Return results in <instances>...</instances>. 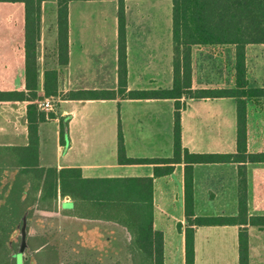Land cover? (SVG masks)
I'll list each match as a JSON object with an SVG mask.
<instances>
[{
  "label": "crops",
  "instance_id": "obj_1",
  "mask_svg": "<svg viewBox=\"0 0 264 264\" xmlns=\"http://www.w3.org/2000/svg\"><path fill=\"white\" fill-rule=\"evenodd\" d=\"M130 1L126 0L128 90L172 88L173 15L171 21L153 16L146 0L138 1L140 13L133 12ZM110 3L114 16L105 9ZM58 8V0H44L40 19L35 15L27 22L24 2H0V91L12 93L0 98V150L14 160L4 183L13 181L21 166L30 143L29 105L36 103L39 111L55 114L39 123L40 166L80 168L86 178L153 177L154 225L164 232L165 264H186V235L178 228L179 223L187 224L186 162L127 163L119 154L121 131L127 157H173L176 100L129 98L118 91L117 0H70L67 50L61 49ZM192 56L194 88L236 85L234 44H197ZM246 65L249 87L264 88V42L247 45ZM47 99L53 103L51 110L39 106ZM182 101L184 148L195 153L237 152V98L183 96ZM247 108L248 152L264 153V95L249 96ZM61 118L68 124L64 140ZM169 165L173 170L166 172ZM245 165L247 223L198 226L195 264H240L242 228L248 233L249 264H264V225L251 220L264 216V160ZM239 166L194 164L197 216L239 214ZM94 212L59 189L53 202L35 207L27 220L28 246L34 241L40 249L52 248L56 258L44 264L129 262L125 249L132 236L127 227Z\"/></svg>",
  "mask_w": 264,
  "mask_h": 264
},
{
  "label": "trees",
  "instance_id": "obj_2",
  "mask_svg": "<svg viewBox=\"0 0 264 264\" xmlns=\"http://www.w3.org/2000/svg\"><path fill=\"white\" fill-rule=\"evenodd\" d=\"M44 0H0V2H24L27 22L31 16L40 19ZM69 1L58 0V20L61 49L67 50L65 39L69 35ZM118 1L119 18V92L129 98H174L176 101L174 127V156L164 159L130 158L126 155L123 135H119L120 160L127 163L186 162L185 211L187 224L178 228L186 235V264H195V233L198 226L235 225L247 223V168L248 161L264 160V153L248 152L247 98L264 95V88H251L247 79L246 47L249 43L264 42V0H172L174 34V84L172 88L128 90L126 0ZM197 44H234L236 46V85L221 88L193 87V46ZM12 93L0 91V98ZM110 94H115L111 92ZM66 97L73 96L66 94ZM100 96V95H98ZM188 98H237L238 133L236 153H195L182 143V110ZM99 98V97H97ZM47 115L38 105H29L30 143L24 148L25 159L13 181L4 183L5 171L13 158L0 150V264H17L15 253L22 238L24 220L32 217L35 207H45L62 194H70L82 205L93 209L96 217L114 221L127 227L132 243L125 249L129 262L123 264H165L164 232L154 225L153 177L86 178L80 168L41 167L39 164V123ZM67 121L61 118V137L67 136ZM160 160V161H157ZM210 162H239V214L201 215L195 213L194 164ZM10 165V166H8ZM173 166L165 168L171 172ZM159 171V169H158ZM30 182V186L28 184ZM41 190L40 197L37 193ZM264 225V216L252 218ZM28 230V227H27ZM30 246H34L30 242ZM37 250V247H33ZM49 252L50 255L43 254ZM24 254V253H23ZM36 261L44 264L53 261L56 253L50 247L35 252ZM112 255L115 253H111ZM23 261L25 258L23 256ZM28 262V261H27ZM48 263V262H46ZM53 262L52 264H54ZM50 264V263H48ZM69 264V263H67ZM71 264V263H70ZM72 264H88L87 262ZM120 264V263H116ZM240 264H249L248 233L240 232Z\"/></svg>",
  "mask_w": 264,
  "mask_h": 264
},
{
  "label": "rangeland",
  "instance_id": "obj_3",
  "mask_svg": "<svg viewBox=\"0 0 264 264\" xmlns=\"http://www.w3.org/2000/svg\"><path fill=\"white\" fill-rule=\"evenodd\" d=\"M138 1L139 0H131L130 1V9L133 10V12H139L140 13L141 7H139L140 2H138ZM142 1H145V0H142ZM146 1L148 3L147 7H149L148 10L152 12L151 14L153 16L168 17V18H170V21L172 20V9H173L172 0H146ZM105 7H106L105 8L106 11H108V14L114 16V11H115L114 10V4L110 3V4H107ZM1 13H2V11H1ZM48 126H50V125H48ZM6 180H7L6 177H4V181H6ZM32 233H34V232H32ZM28 234L31 235L29 227H28ZM32 235H34V234H32ZM15 239L18 242V244H17V249L15 248L14 252L18 253L19 252V246L21 243V237L19 239V236H15ZM33 247L34 246H32V247L28 246L27 249L25 250L24 254L18 255L19 256L18 257V259H19L18 263L19 264H39L36 262V258H35L36 257V254H35L36 250H34ZM35 247H37V246H35ZM36 249L40 250V248H38V247ZM43 254L44 255L45 254L50 255L49 252L48 253L44 252ZM23 256L25 258V261H23Z\"/></svg>",
  "mask_w": 264,
  "mask_h": 264
},
{
  "label": "water",
  "instance_id": "obj_4",
  "mask_svg": "<svg viewBox=\"0 0 264 264\" xmlns=\"http://www.w3.org/2000/svg\"><path fill=\"white\" fill-rule=\"evenodd\" d=\"M27 220H24L23 226H22V230H21V234H22V238H21V243L19 246V253L23 254L25 252V250L28 247V241H27V236H28V230H27ZM19 264V263H17Z\"/></svg>",
  "mask_w": 264,
  "mask_h": 264
},
{
  "label": "built area",
  "instance_id": "obj_5",
  "mask_svg": "<svg viewBox=\"0 0 264 264\" xmlns=\"http://www.w3.org/2000/svg\"><path fill=\"white\" fill-rule=\"evenodd\" d=\"M39 106H40L42 109H44V110H51V109H53V103H52V101L49 100V99H47V100H45V101H43V102H40V103H39Z\"/></svg>",
  "mask_w": 264,
  "mask_h": 264
}]
</instances>
